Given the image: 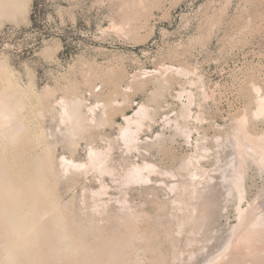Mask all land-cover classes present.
Masks as SVG:
<instances>
[{
  "label": "rangeland",
  "instance_id": "obj_1",
  "mask_svg": "<svg viewBox=\"0 0 264 264\" xmlns=\"http://www.w3.org/2000/svg\"><path fill=\"white\" fill-rule=\"evenodd\" d=\"M14 1L0 5V79L8 73L11 85L7 91L1 79L0 94L23 103V129L10 141L0 124V177L31 204L22 183L37 161L43 173L39 237L28 247L40 258L19 249L12 261L207 264L237 223L235 175L244 176L241 206L264 215V170L254 150L264 136V115L256 114L264 96V0ZM126 117L138 138L132 146ZM91 148L112 173L91 166ZM62 156L83 167L65 168ZM144 164L141 180L133 168ZM55 232L66 233L72 249L53 258L52 247L66 245ZM8 238L0 215L2 256ZM253 241L242 240L217 264L263 258L264 238Z\"/></svg>",
  "mask_w": 264,
  "mask_h": 264
},
{
  "label": "bare ground",
  "instance_id": "obj_2",
  "mask_svg": "<svg viewBox=\"0 0 264 264\" xmlns=\"http://www.w3.org/2000/svg\"><path fill=\"white\" fill-rule=\"evenodd\" d=\"M1 2H3L4 3V5H9V4H12V6L13 5H15L16 4V2L14 1V0H0V5H1ZM6 9V8H5ZM9 13V12H8ZM10 15V14H9ZM3 71V70H2ZM4 73H5V71H4ZM3 73V74H4ZM6 74H8V73H6ZM5 74V75H6ZM5 75H3L4 77H2L1 79L2 80H4L3 78H5ZM11 76V75H10ZM6 78H8V77H6ZM6 78H5V80H6ZM0 79V82H1V84H2V80ZM8 80H6V82H7ZM8 83V82H7ZM10 83V82H9ZM6 84V88L5 89H7V91L10 89L9 88V85L10 84ZM0 84V85H1ZM3 87V86H2ZM10 87H11V85H10ZM1 90V89H0ZM12 90V89H11ZM2 91V90H1ZM13 91V90H12ZM15 91V90H14ZM18 91V90H17ZM16 91V92H17ZM15 92V93H16ZM11 93V92H10ZM10 93H6L7 94V97H6V95L5 94H2L3 95V97H0V115L1 114H3L4 115V113L5 112H7V110L8 111H10V109H12V111H13V113H14V116L13 117H10V118H8V119H3L2 120V122H0V124H2V126H1V129L4 127L5 128V126H3V125H6L7 124V129L5 128H3V130H2V132H3V134L5 135V138L7 137L10 141H13L16 137H17V135H18V133L20 132V130L22 131V129H23V127H21V123H23V122H21L20 120L21 119H23L22 117H21V119L20 120H18L20 117L18 116V111L20 110V109H22L21 107H22V104L23 103H21L19 100H17V101H15V99L13 100V102L12 101H9V99H8V96H9V94ZM14 93V92H13ZM19 93V92H18ZM16 94L17 95V97L19 96V94ZM1 94H0V96H2ZM5 95V96H4ZM10 97V96H9ZM16 97V98H17ZM5 98H7V100L5 99ZM262 98V97H261ZM11 99V98H10ZM79 103V102H78ZM77 103V104H78ZM73 104V103H72ZM79 104H81V103H79ZM67 104H64V107L66 106ZM74 105H75V103H74ZM258 107L256 108L257 110V115L258 114H262V115H264V96H263V100L262 99H260V103H259V105H257ZM63 107V106H62ZM63 107V108H64ZM67 107H68V105H67ZM66 107V108H67ZM71 107H74V108H72V109H76L77 111L79 110V109H77L78 108V106H76V108H75V106H72L71 105ZM71 107H69V108H71ZM187 107V106H186ZM89 108H91V107H89ZM65 109V108H64ZM144 109V108H143ZM189 109V108H188ZM90 110H92V109H90ZM89 110V111H90ZM95 110V109H94ZM11 111V112H12ZM73 111V110H72ZM72 111H71V113H72ZM77 111H75V112H77ZM141 111V113H142V110H140ZM140 111H138V112H140ZM65 112H66V110H65ZM69 112H70V110H69ZM68 112V113H69ZM75 112H73L74 113V115L73 116H75L76 115V113ZM95 112V111H94ZM93 111H92V113H94ZM67 113V114H68ZM71 113H69L70 115H72ZM6 114V113H5ZM10 114V112H8V115ZM67 114H65V116L67 115ZM68 114V115H69ZM7 115V114H6ZM61 115H63V114H61ZM69 115V116H70ZM147 115V114H146ZM259 115V116H260ZM10 116H12V115H10ZM69 116L68 117H66V118H69ZM79 116V112H77V117ZM77 117H74V118H77ZM94 117V116H93ZM70 118H73V117H71L70 116ZM69 118V119H70ZM80 118H82V116L80 117ZM79 117H78V119H80ZM131 118L132 117H126V119H127V121L130 123V126L128 125H126L127 127L125 128V132H126V134H127V132H128V138L126 139V141L128 142V144H129V142H131V141H136L138 138L136 137V135L134 134V132H135V129H134V131H133V129L132 130H130V127L132 126V122H130L131 121ZM63 119V118H62ZM90 119H91V117H90ZM133 119H135L136 120V118H133ZM76 120L77 119H75V124H77L76 123ZM81 120V119H80ZM80 120H77V121H80ZM83 120V119H82ZM80 121V122H82L83 123V121ZM92 120H94V118H92ZM135 120L133 121V122H135ZM138 120H142V116H141V119L139 118ZM1 121V120H0ZM63 121V120H62ZM64 121H65V119H64ZM70 121V120H69ZM138 122H140V121H138ZM73 123V121H72V124H74ZM136 124V123H135ZM134 124V125H135ZM140 124H142V122H140ZM23 125V124H22ZM74 126V125H73ZM72 126V127H73ZM80 126H82V124L80 125ZM83 126H84V124H83ZM136 126V125H135ZM75 127H77V126H75ZM124 128V127H123ZM132 128V127H131ZM136 128V127H135ZM68 129H70V128H68ZM137 129H139V127H137ZM73 130V129H72ZM122 130V129H121ZM138 131V130H137ZM122 133H124V129L121 131ZM26 133V132H25ZM121 133V134H122ZM136 133V132H135ZM24 134V133H23ZM73 134V133H72ZM124 135V134H123ZM23 136V135H22ZM137 136H138V134H137ZM123 137V139L126 137H124V136H122ZM6 138V139H7ZM22 138V137H21ZM7 139V140H8ZM21 140L22 139H20V142H21ZM257 140V139H256ZM259 140H260V142H262L261 144H258V142H257V144H254V150L256 151L255 153H257V155H256V161L260 164V166H261V168L264 170V143H263V141H264V136H262L261 138H259ZM126 141L124 142V143H126ZM255 143V142H254ZM21 144H23L22 142H21ZM25 144H27L28 145V143H25ZM132 144H134L133 142H132ZM132 144L130 143L129 145H131L132 146ZM24 145V144H23ZM127 145V144H126ZM129 145H127L128 147H131V146H129ZM19 146H20V144H19ZM46 146H48L49 147V145H46ZM134 146V145H133ZM136 146V145H135ZM24 147H27V146H24ZM50 148V147H49ZM48 148V149H49ZM14 149V148H13ZM21 149V148H20ZM31 149V148H30ZM25 150V149H24ZM29 150V149H28ZM50 150V149H49ZM48 150V151H49ZM90 150H94L93 148H91ZM16 151V150H15ZM26 151V150H25ZM43 151V150H42ZM92 151H90V154H89V156L91 155V166H97L98 165V167H97V169L99 168V165H100V167H101V164H103L104 165V163H106L105 162V159L106 158H104V157H101L100 155L102 154V152H101V154H100V152L98 153V154H100V155H98V154H96L98 151L97 150H94V152L92 153ZM96 151V152H95ZM253 151V150H252ZM28 152V151H27ZM15 153V152H14ZM16 153H17V151H16ZM25 153V152H24ZM40 153V152H39ZM26 154V153H25ZM94 154H95V156H94ZM241 154V153H240ZM16 155H18V154H16ZM93 155V156H92ZM103 155V154H102ZM22 156V155H21ZM254 156V155H253ZM63 157V156H62ZM65 157V156H64ZM61 158V159H63L62 161H63V163L65 164V168H68V167H70V166H72V168H82L83 167V165H82V163L80 164L79 162L77 163V162H74V161H72V160H69L68 158V160L66 159V158ZM20 158H22V157H20ZM19 158V159H20ZM90 160V159H89ZM25 162H26V160H25ZM16 163V162H15ZM21 162L19 161V163L18 164H20ZM24 163V162H23ZM63 163H61V166H62V164ZM90 163V162H89ZM32 164V163H31ZM84 165H85V163H83ZM21 165V164H20ZM25 165V164H24ZM28 165V164H27ZM81 165H82V167H81ZM5 166V165H4ZM19 166V165H18ZM26 166V165H25ZM51 166V165H50ZM106 164L104 165V167H102V168H104L103 169V171H106V170H108V171H110V173H112L111 172V168L108 166H106ZM135 167L133 168V172H135V174L137 173V175L139 174V175H141V172H143V170L145 169V168H148L149 169V165L148 164H144V165H142V166H139V165H134ZM63 167V166H62ZM86 167V166H85ZM6 168H8V167H6ZM28 168H30V165H29V167ZM49 168V167H48ZM53 168V167H52ZM52 168H50L51 170H52ZM74 168V169H75ZM94 168V167H93ZM8 169H10V168H8ZM31 169V168H30ZM147 169V170H148ZM152 169V168H151ZM11 170V169H10ZM20 171H23L22 170V168L21 169H19ZM33 172H32V175H31V177H29L30 178V181L28 180V179H25L24 181H23V183H22V187H24L25 185L29 188V191L31 192V193H33L34 195H33V202L31 203V204H26V203H24L23 204V197L20 195V193L18 192V189H19V191H21L20 189V187L18 188L17 186H15V185H11V184H9L8 186H6L5 187V184L6 183H8V181L4 184L3 183V179L0 177V215H1V218L4 220V222H5V226H6V228H7V232H8V241H9V243H10V245H2V247L4 248L5 246V249H3V251L5 250V259H3V261L5 260L6 262H5V264H13V262L14 261H12V259L15 257V254H16V251H18L19 249H22V252L25 254V255H27V257H28V259L30 260V259H33V260H35V261H37L39 258H40V256H39V253L37 254V253H35V254H32L33 256H30V254L28 253L29 252V249H28V247H30L33 243H34V239H36V238H38L39 237V231H38V226H39V218H38V205H37V201H38V198H39V192H41L42 191V189H41V186H40V182H41V176H42V162H39V161H37V163L34 165V168H33ZM113 170V169H112ZM130 170V169H129ZM129 170H128V172H126V173H130L129 172ZM67 171H68V169H67ZM24 172V171H23ZM22 173V172H21ZM144 173V172H143ZM238 173V172H237ZM5 174V173H4ZM8 174V173H7ZM132 174V173H131ZM11 175H13V174H11ZM132 175H134V173L132 174ZM136 175V176H137ZM146 175V174H145ZM3 176V175H2ZM5 177H6V175H4ZM3 176V177H4ZM16 176H18V175H16ZM49 176V175H48ZM131 176V175H130ZM135 176V175H134ZM19 177V176H18ZM17 177V178H18ZM22 177H23V175H22ZM128 177V176H127ZM137 177H140V176H137ZM141 177L143 178V179H141V180H144V179H146V177H148V175L147 176H142L141 175ZM244 178V176H241V175H235L234 177H233V179H232V183H233V187L237 190V193H238V197H239V201H240V203L242 202V200H243V198H244V191L243 190H245V189H243V178ZM15 178V177H14ZM20 178L21 177H19V180H20ZM130 178V177H129ZM132 178V177H131ZM130 178V179H131ZM5 179V178H4ZM130 179H129V181H130ZM139 179V178H138ZM138 179H135V180H138ZM6 180V179H5ZM5 180H4V182H5ZM127 180V179H126ZM133 180H134V178H133ZM135 180L134 181H132V182H135ZM43 181V180H42ZM128 181V180H127ZM128 181V182H129ZM138 181H140V180H138ZM138 181H136V182H138ZM126 182V181H125ZM127 183V182H126ZM130 183V182H129ZM45 195V194H44ZM25 200V199H24ZM26 201V200H25ZM238 204V207H237V223H235L232 227H231V230H230V233H229V236L227 237V239H226V242H225V244H224V247H223V249H222V251L217 255V256H214V257H211L209 260H208V262H207V264H217L220 260H222V258L226 255L227 256V254L231 251V249L235 246V245H237V244H239L242 240L244 241H252L253 243L255 242V241H253V240H255V238H258V240H259V238L260 237H263L264 238V215H258V214H255V212L254 213H251V212H249L250 210H249V208H243L242 206H241V204ZM252 203V202H251ZM22 204H23V207H21L22 206ZM250 205V204H249ZM253 206V205H252ZM22 209V210H21ZM255 209V208H254ZM44 211V210H43ZM254 211V210H253ZM250 213H251V215H250ZM44 216V215H43ZM42 217V216H41ZM57 217V216H56ZM61 217V216H60ZM44 218V217H43ZM56 224H57V226H58V221L56 222ZM64 228V227H63ZM61 230H64V229H62V227H61ZM56 231V230H55ZM66 231V230H65ZM64 231V232H65ZM61 233V232H55V233H57L56 235V239H57V242H59V243H62V241H63V244H66L65 243V240L66 239H69L65 234L66 233ZM32 233V235L31 236H29V234H31ZM69 240H71V239H69ZM68 240V241H69ZM7 242V241H6ZM67 242V241H66ZM251 242V243H252ZM259 242V241H258ZM71 242H69V244H70ZM250 243V244H251ZM5 244H7V243H5ZM113 244V243H112ZM256 244V243H255ZM252 245V244H251ZM64 246V248L62 247V246H60V247H58L57 249H55V246H53L52 247V253H49L50 254V257H53L54 255H55V253L56 254H61V250H67L68 252L70 251V249L69 248H71V246H72V244H71V246L70 245H68V244H66V245H63ZM70 246V247H69ZM240 246V245H239ZM238 246V247H239ZM79 247V246H78ZM78 247H77V249H78ZM115 247V246H114ZM237 247V246H236ZM75 247H73V249H74ZM80 248V247H79ZM256 248V247H255ZM259 248V247H258ZM60 249V250H59ZM72 249V248H71ZM77 249L75 248V250H76V254L78 253L77 252ZM260 249V248H259ZM74 250V251H75ZM250 250V249H249ZM58 251H61V252H59L58 253ZM73 251V252H74ZM79 251V250H78ZM66 252V251H65ZM71 252V251H70ZM81 252V251H80ZM254 252H255V250H254ZM250 253V252H249ZM62 254H66V253H62ZM69 254V253H68ZM251 254V253H250ZM252 254H253V251H252ZM4 255L2 256V255H0L2 258L4 257ZM13 255H14V257H13ZM69 255H74L73 253H70ZM261 255V254H260ZM23 256V255H22ZM64 256H66V255H64ZM25 257V256H24ZM61 257H63L62 255H59V257L58 258H61ZM67 257H68V255H67ZM70 257V256H69ZM1 258V259H2ZM9 260H8V259ZM53 258H55V257H53ZM53 258H51V259H53ZM15 259V258H14ZM16 260V259H15ZM17 260H18V258H17ZM3 261H1L2 263H4ZM7 261H9V263L7 262ZM19 261V260H18ZM251 261V260H250ZM15 264H16V262H14ZM28 264H30V263H28ZM237 264V263H236ZM250 264H264V257L263 258H254L253 259V261L252 262H250Z\"/></svg>",
  "mask_w": 264,
  "mask_h": 264
}]
</instances>
